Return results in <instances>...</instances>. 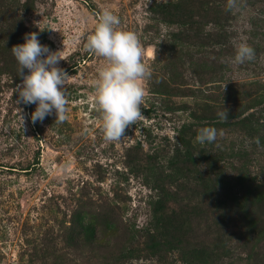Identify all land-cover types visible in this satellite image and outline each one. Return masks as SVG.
Instances as JSON below:
<instances>
[{"label": "rangeland", "instance_id": "1", "mask_svg": "<svg viewBox=\"0 0 264 264\" xmlns=\"http://www.w3.org/2000/svg\"><path fill=\"white\" fill-rule=\"evenodd\" d=\"M104 9L152 70L143 117L112 142L91 95L106 62L84 48ZM33 32L64 50L62 123L53 112L33 124L37 105L18 102L11 49ZM241 42L255 58L236 64ZM203 127L222 135L202 145ZM201 254L264 264V0H0V264H204Z\"/></svg>", "mask_w": 264, "mask_h": 264}, {"label": "clouds", "instance_id": "2", "mask_svg": "<svg viewBox=\"0 0 264 264\" xmlns=\"http://www.w3.org/2000/svg\"><path fill=\"white\" fill-rule=\"evenodd\" d=\"M229 8L236 0H228ZM120 19L112 11L104 9L98 16L94 31L87 36L84 48L102 57L106 62L98 68L93 81L92 99L102 121L104 140L119 141L126 129L143 117L141 105L144 100V82L151 78L152 70L143 61V49L138 36L132 31L119 28ZM24 43L13 46L12 55L19 65L18 75L22 84L17 87L19 101L36 104L31 115L32 123L43 121L53 112L56 123L67 119L68 99L65 85L71 78L58 67L63 51L52 52L40 43L37 33H27ZM65 45V41H63ZM46 57V58H45ZM255 58V50L245 42L235 47L234 62L243 64ZM27 69L28 74H25ZM223 121L228 113H218ZM222 135L214 127L199 130L196 141L200 144L214 143ZM257 144L259 140H256Z\"/></svg>", "mask_w": 264, "mask_h": 264}, {"label": "trees", "instance_id": "3", "mask_svg": "<svg viewBox=\"0 0 264 264\" xmlns=\"http://www.w3.org/2000/svg\"><path fill=\"white\" fill-rule=\"evenodd\" d=\"M88 7L90 8L91 11L93 10V8L91 6H88ZM239 185L243 188L242 184L239 183ZM199 257L203 261V263L205 264V260H206V259H204L205 258V255L204 254H201Z\"/></svg>", "mask_w": 264, "mask_h": 264}]
</instances>
